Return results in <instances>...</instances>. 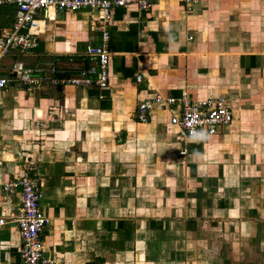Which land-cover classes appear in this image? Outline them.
<instances>
[{"label":"crops","instance_id":"crops-1","mask_svg":"<svg viewBox=\"0 0 264 264\" xmlns=\"http://www.w3.org/2000/svg\"><path fill=\"white\" fill-rule=\"evenodd\" d=\"M15 14L0 3V31ZM49 14L20 58L81 70L94 15ZM113 24L109 88L0 92V264H21L20 188L4 186L26 172L50 220L46 264H264V0H160ZM184 92L225 97L232 122L182 141L161 107L135 118L138 103Z\"/></svg>","mask_w":264,"mask_h":264},{"label":"built area","instance_id":"built-area-1","mask_svg":"<svg viewBox=\"0 0 264 264\" xmlns=\"http://www.w3.org/2000/svg\"><path fill=\"white\" fill-rule=\"evenodd\" d=\"M157 1L160 0H0L1 4L16 6L13 24L0 31V92L14 85L109 88L110 63L114 55L111 45L114 12L133 6L149 10ZM184 1L195 3L197 0ZM50 11L55 19L71 12L94 15L91 29L99 33L100 40L88 43L84 52L87 64L75 73L60 71L57 66L30 69L20 58L37 51L42 32L40 17L52 18ZM7 59H11V63L6 64ZM137 80L141 81L142 75H138ZM156 107L171 113V125L182 141L200 134L215 135L233 120V110L225 97L194 99L187 92L177 97L157 95L153 100L142 101L137 105L135 118L140 122L149 121L150 113ZM186 152L181 150V154ZM17 187L20 188L21 210L13 221L22 239L21 264H46L43 235L50 220L41 207V183L26 172L16 181L6 184L4 189L11 191Z\"/></svg>","mask_w":264,"mask_h":264},{"label":"clouds","instance_id":"clouds-1","mask_svg":"<svg viewBox=\"0 0 264 264\" xmlns=\"http://www.w3.org/2000/svg\"><path fill=\"white\" fill-rule=\"evenodd\" d=\"M200 138H204V137H203V134H200Z\"/></svg>","mask_w":264,"mask_h":264},{"label":"rangeland","instance_id":"rangeland-1","mask_svg":"<svg viewBox=\"0 0 264 264\" xmlns=\"http://www.w3.org/2000/svg\"><path fill=\"white\" fill-rule=\"evenodd\" d=\"M7 62H10V60L8 59Z\"/></svg>","mask_w":264,"mask_h":264}]
</instances>
